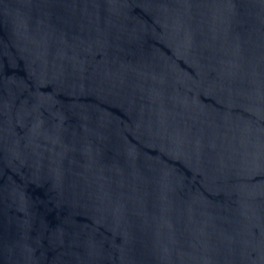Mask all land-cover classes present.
I'll list each match as a JSON object with an SVG mask.
<instances>
[{
    "label": "water",
    "instance_id": "obj_1",
    "mask_svg": "<svg viewBox=\"0 0 264 264\" xmlns=\"http://www.w3.org/2000/svg\"><path fill=\"white\" fill-rule=\"evenodd\" d=\"M0 264H264V0H0Z\"/></svg>",
    "mask_w": 264,
    "mask_h": 264
}]
</instances>
